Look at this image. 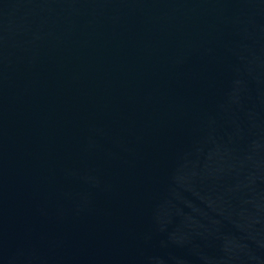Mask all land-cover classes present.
Instances as JSON below:
<instances>
[{
    "label": "water",
    "instance_id": "95a60500",
    "mask_svg": "<svg viewBox=\"0 0 264 264\" xmlns=\"http://www.w3.org/2000/svg\"><path fill=\"white\" fill-rule=\"evenodd\" d=\"M0 264H264V0H0Z\"/></svg>",
    "mask_w": 264,
    "mask_h": 264
}]
</instances>
